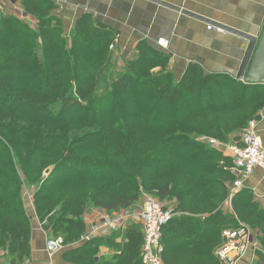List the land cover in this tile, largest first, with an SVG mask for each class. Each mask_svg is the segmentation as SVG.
I'll return each instance as SVG.
<instances>
[{
  "label": "trees",
  "instance_id": "1",
  "mask_svg": "<svg viewBox=\"0 0 264 264\" xmlns=\"http://www.w3.org/2000/svg\"><path fill=\"white\" fill-rule=\"evenodd\" d=\"M21 4L34 27L0 13V249L7 263L30 259V191L44 231L67 244L60 264H143L137 224L79 241L88 209L127 208L143 192L175 202L162 230L164 264H220L221 232L239 222L260 231L254 253L264 264V202L243 187L231 198L233 213H224L234 179L224 168L229 158L196 139L241 131L264 106V84L208 74L197 63L177 80L169 56L145 40L117 70L109 48L116 33L90 13L66 36L54 0ZM100 246L115 252L100 256Z\"/></svg>",
  "mask_w": 264,
  "mask_h": 264
},
{
  "label": "crops",
  "instance_id": "2",
  "mask_svg": "<svg viewBox=\"0 0 264 264\" xmlns=\"http://www.w3.org/2000/svg\"><path fill=\"white\" fill-rule=\"evenodd\" d=\"M54 13L62 20L65 35L69 36L76 19L83 13L110 27L116 33L113 51L118 70L125 66L128 57L136 52L137 44L146 43L164 51L168 56L167 69L178 80L190 63L199 64L205 73L225 74L235 79L241 59L247 47V40L208 23L182 14L150 0H54ZM183 7L213 21L240 31L258 35L264 26V0H163ZM13 10V11H12ZM0 13L17 15L31 26L37 20L26 12L21 0H3ZM168 40V48H161L157 39ZM155 67L154 71H159ZM243 82V81H242ZM257 130L264 145V106L259 110ZM239 132L227 134V141L237 139ZM244 187L250 189L256 200L264 195V172L256 168L246 180ZM28 193L26 197H28ZM141 199L133 206H139ZM27 209L35 213L32 201L27 199ZM106 212L100 207H91L84 214L88 222ZM46 233L38 218L31 220L30 259L27 264H60V252L51 258L45 249ZM120 236L117 241H120ZM114 250L100 246V256H111ZM255 255L251 249L241 256L236 264H254Z\"/></svg>",
  "mask_w": 264,
  "mask_h": 264
},
{
  "label": "built area",
  "instance_id": "3",
  "mask_svg": "<svg viewBox=\"0 0 264 264\" xmlns=\"http://www.w3.org/2000/svg\"><path fill=\"white\" fill-rule=\"evenodd\" d=\"M2 5L3 0H0V7ZM207 27L210 29L212 26L208 24ZM116 38L109 45L110 50H114ZM157 44L161 48H168V40L164 38L157 39ZM257 123V118L250 119L240 131L237 139L231 141L220 140L206 134L196 136L198 141L208 144L229 158L230 164L224 167L234 176V179L229 183V200L236 191L244 187L246 180L256 168H260L264 172V145L257 130ZM259 199L264 200V195H261ZM173 215V204L153 197L151 194H144L139 206L132 205L111 212L106 210L104 214L88 222L79 241L89 240L96 236H106L115 231L123 233L128 225L137 224L142 232L140 247L142 263L164 264L162 260L164 249L162 230ZM45 233V249L51 258L55 253L64 249L67 244L62 235L54 236L46 231ZM259 246L252 229L244 223H239L236 228L224 230L223 244L217 248L215 255L220 264H236L247 250L254 251Z\"/></svg>",
  "mask_w": 264,
  "mask_h": 264
},
{
  "label": "water",
  "instance_id": "4",
  "mask_svg": "<svg viewBox=\"0 0 264 264\" xmlns=\"http://www.w3.org/2000/svg\"><path fill=\"white\" fill-rule=\"evenodd\" d=\"M157 4L168 7L172 10L180 12L182 14L191 16L193 18L207 22L212 27H216L223 31H228L235 35H238L247 40V47L245 49L244 55L241 59L238 71L235 75V79L243 81L245 83H263L264 84V26L261 32L256 34L246 33L238 29L229 27L222 23L213 21L192 11H189L183 7L173 5L163 0H150ZM52 170V167H48L45 170V175H48ZM36 214L30 215L31 220L35 219Z\"/></svg>",
  "mask_w": 264,
  "mask_h": 264
},
{
  "label": "rangeland",
  "instance_id": "5",
  "mask_svg": "<svg viewBox=\"0 0 264 264\" xmlns=\"http://www.w3.org/2000/svg\"><path fill=\"white\" fill-rule=\"evenodd\" d=\"M116 69L118 70L117 65H116ZM49 167H52V165H50ZM47 168H48V167H47ZM47 168H46V169H47ZM46 169H45V170H46ZM45 170L43 171V174H44V175H45V173H44ZM228 190H229V184H228ZM27 193H28V191L26 192V194H27ZM31 193H32V192L29 191V193H28V194H29V195H28L29 198H27V199L30 200V201L33 200V196H32ZM144 194H146V195H150L149 193L143 192V193L141 194V196H140L139 199L142 200ZM151 196L156 197V196H154V195H152V194H151ZM156 198H157V197H156ZM170 201H171V202H169V203H170V204H173L174 201H173V200H170ZM174 203H175V202H174ZM220 207H221V210H222L224 213H233V209H232V205H231V200H229L228 197H227V199H225V200L221 203ZM239 223H241V222H239ZM238 225H239V224H238ZM225 229H227V228H223V230H222V232H221V238H222V241H221V244L218 245V246L216 247V249L214 250V254H215L217 248H219V247L223 244V232H224ZM252 232H253L254 238H256V241L259 242V239H258V238L260 237V231L257 230V229H252ZM99 252H100V249H99ZM99 254H100V253H99ZM253 254L255 255L254 251H253ZM256 257H257V256L255 255V258H256ZM257 259H258V258H257ZM257 259H254V260H253V258H252L254 264H258V263H257ZM0 264H8V263H7V256H6V253H5L4 250H1V249H0ZM24 264H27V261H26Z\"/></svg>",
  "mask_w": 264,
  "mask_h": 264
}]
</instances>
